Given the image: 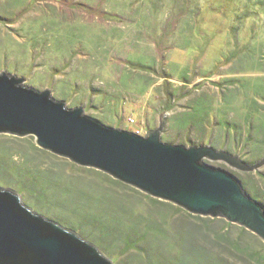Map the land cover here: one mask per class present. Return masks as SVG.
Returning <instances> with one entry per match:
<instances>
[{"label": "rangeland", "instance_id": "374dc122", "mask_svg": "<svg viewBox=\"0 0 264 264\" xmlns=\"http://www.w3.org/2000/svg\"><path fill=\"white\" fill-rule=\"evenodd\" d=\"M2 71L108 126L144 135L163 111L165 142L264 158V0H0ZM206 161L264 206V164ZM100 171L0 133L1 185L118 264H260L249 254L264 255V239L243 226L155 204Z\"/></svg>", "mask_w": 264, "mask_h": 264}, {"label": "water", "instance_id": "95a60500", "mask_svg": "<svg viewBox=\"0 0 264 264\" xmlns=\"http://www.w3.org/2000/svg\"><path fill=\"white\" fill-rule=\"evenodd\" d=\"M0 72V133L34 135L37 145L201 216L223 217L264 239V206L248 194L234 171L211 165L223 161L255 171L264 158L246 163L239 154L210 144L165 142L160 126L141 135L112 127L69 107L51 89ZM28 199L1 185L0 264H118L102 247L26 205Z\"/></svg>", "mask_w": 264, "mask_h": 264}, {"label": "trees", "instance_id": "16d2710c", "mask_svg": "<svg viewBox=\"0 0 264 264\" xmlns=\"http://www.w3.org/2000/svg\"><path fill=\"white\" fill-rule=\"evenodd\" d=\"M100 174H102V175H104V176H106L107 177V179L109 180V181H112V183H116V184H120V183H123V182H121V181H119V180H117V179H114L113 177H111L110 175H108L107 173L105 174V173H103V172H101L100 171ZM127 185V184H126ZM143 194V196H145L146 198H148L150 201H153V203H155V204H162V205H166V206H170V205H172L173 206V203L172 202H169V201H165V200H161V199H159V198H155V197H153V196H151V195H149V194H144V193H142ZM179 207V206H178ZM176 208V207H175ZM181 208V207H180ZM186 212H188V211H186ZM189 216H192V217H194V218H198V219H201V220H213V221H221V222H223L226 226H230V225H232V223L230 222L229 223V221L227 222V220L225 219V218H223V217H215V218H209V216L207 217H203V216H201V215H196V214H192V213H190V212H188L187 213ZM165 216H164V218H167V213L166 214H164ZM226 220V221H225ZM152 226V225H151ZM204 226V225H203ZM242 230H243V232H245V231H247V229H245L244 227H242L241 228ZM217 236H218V234H217ZM174 237H176L175 235H174ZM227 237V236H226ZM257 237V236H256ZM177 238V237H176ZM196 237H193V238H191V240H192V242H195L196 241V239H195ZM218 239H220L219 237H216V239L215 240H218ZM228 240V243H229V245L230 246H232L234 249H239V250H241V251H243V249H242V247L239 245V242L238 241H232V240H230L229 238L227 239ZM181 242V241H180ZM190 242V241H189ZM197 244V243H196ZM174 245L177 247L178 245L176 244V243H174ZM202 247H204V245H202V246H198V247H195L196 249H194L193 250V253L194 254H197L196 256H199V257H201V255L204 253V250H203V248ZM178 248V247H177ZM181 249H182V246H181ZM178 250H180V247L178 248ZM181 252H180V256L178 255V257H177V260L178 259H181L182 261H186L187 259H188V256H186V254L182 251V250H180ZM184 254V255H183ZM183 255V256H182ZM250 256H252V257H254L255 258V261L256 262H258V263H260V264H264V255L262 254V253H260V252H256V251H252L250 254H249ZM150 263L152 262V261H149ZM149 262L148 263H146V264H149ZM153 264H160V262H156V263H153Z\"/></svg>", "mask_w": 264, "mask_h": 264}]
</instances>
